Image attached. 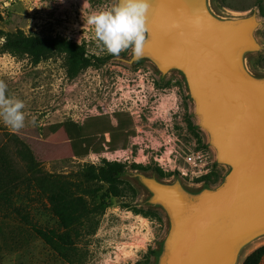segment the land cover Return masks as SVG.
<instances>
[{"label": "rangeland", "instance_id": "374dc122", "mask_svg": "<svg viewBox=\"0 0 264 264\" xmlns=\"http://www.w3.org/2000/svg\"><path fill=\"white\" fill-rule=\"evenodd\" d=\"M113 3L115 0H0V30L60 36L83 44L89 56L107 59L106 66L126 69L116 85L126 94V89L130 88L127 84L131 68L114 61L129 59L132 50L118 56L108 54L86 23L90 12ZM207 5L220 19L256 14L260 24L254 36L261 49L247 53L244 63L252 75L264 78V0H207ZM137 64L141 69L150 66L156 79L155 89L167 82L166 88L179 91L185 115L191 117L192 122L197 121L181 72L171 70L161 74L150 60ZM98 68L85 69L69 81L62 56L53 55L32 64L25 56L14 57L0 50V81L7 85L6 95L25 104V126L14 131L0 122V142L7 145L8 152L17 161H20L17 149L26 146L38 167L53 178L49 187L51 199L48 191L40 188L30 189L28 193L22 190L13 198V206L22 208L30 222L14 212H0V264H161L172 220L164 206L155 200L146 180L171 185L178 179L176 183L189 196L202 189L201 186L191 187L179 178L161 176L152 169L142 171L126 165L123 178L134 187L136 194L132 196L125 190L122 196L113 197L106 184L87 182L76 175L80 165L88 163L91 153L103 150L104 132L111 133V142L106 144L110 148L127 146L130 136V121L123 112H112L114 108L117 111L114 105L107 106L106 110L111 113L78 122L66 114L64 89L74 87L79 79L88 75L91 78L88 77L86 84L93 86L97 82ZM170 96H162L159 109L173 103ZM199 136L198 143L187 131L183 142L208 149L216 157L210 136L202 126ZM229 170L228 165L217 162L209 178V188L221 184ZM262 245L264 235L240 251L236 264H241L251 251ZM259 264H264V256Z\"/></svg>", "mask_w": 264, "mask_h": 264}, {"label": "water", "instance_id": "95a60500", "mask_svg": "<svg viewBox=\"0 0 264 264\" xmlns=\"http://www.w3.org/2000/svg\"><path fill=\"white\" fill-rule=\"evenodd\" d=\"M256 14L220 19L207 0H149L140 54L161 74L181 72L216 161L230 167L221 184L197 199L179 185L146 180L170 212L161 264H236L264 235V78L244 57L259 51Z\"/></svg>", "mask_w": 264, "mask_h": 264}, {"label": "trees", "instance_id": "16d2710c", "mask_svg": "<svg viewBox=\"0 0 264 264\" xmlns=\"http://www.w3.org/2000/svg\"><path fill=\"white\" fill-rule=\"evenodd\" d=\"M1 38L3 39L0 45L1 52L9 53L14 57L25 56L32 64H36L42 59L50 58L55 53H64V66L67 73L72 77L89 65H99L102 63L101 59L93 55L89 57L85 56L84 46L64 37L40 36L34 33L27 34L22 30H15L13 32L0 30ZM17 153L20 161L15 160L8 152L7 145L0 142V212H14L20 217L27 218L28 216L22 212V208L13 206V198L22 190L28 193L30 189L40 188L42 191H48V198L51 199L52 190H50V181L53 178L38 167L32 153L26 146L21 145L17 149ZM130 168L142 171L152 169L161 176L167 175L157 167L133 164ZM125 173L126 165L117 162H103L100 165L85 163L80 165L76 171V175L87 182H102L106 184L108 193L113 197L122 196L125 190L130 191L132 196H134L136 191L123 178ZM212 173L204 178L201 186L202 189L199 190L200 193L192 195L190 198L197 199L204 191L211 189L209 188V178ZM178 181V179L174 180L175 183L169 186L179 185L177 184L179 183ZM151 191L156 197V193L152 189ZM164 208L170 215L167 207L164 206ZM26 221L30 222L29 218ZM263 256L264 245L251 251L241 264H259Z\"/></svg>", "mask_w": 264, "mask_h": 264}, {"label": "built area", "instance_id": "2783aa9c", "mask_svg": "<svg viewBox=\"0 0 264 264\" xmlns=\"http://www.w3.org/2000/svg\"><path fill=\"white\" fill-rule=\"evenodd\" d=\"M153 80L142 77L137 82H128L126 94L120 86H115L111 93V103L116 108L121 102H130L129 113L136 119L141 105L149 92L154 89ZM132 104L134 107L132 108ZM98 100L90 110L83 111L78 117H70L75 122L92 116L105 115L107 106ZM116 110L115 108L112 112ZM82 115V116H81ZM81 116V117H80ZM134 134L128 138L127 146L110 148L111 133L104 132V148L101 152L91 153L88 164L100 165L103 162H117L125 165L154 166L171 178H179L191 187H200L204 178L217 168L216 157L208 149L185 145L169 139L163 133H157L150 126L136 124Z\"/></svg>", "mask_w": 264, "mask_h": 264}, {"label": "flooded vegetation", "instance_id": "af4514ba", "mask_svg": "<svg viewBox=\"0 0 264 264\" xmlns=\"http://www.w3.org/2000/svg\"><path fill=\"white\" fill-rule=\"evenodd\" d=\"M56 37V36H53ZM60 37V36H59ZM76 44L82 45L81 43H77L76 41L70 40ZM85 48V46H84ZM125 52H121L120 54H124ZM133 54V52H132ZM62 56L64 59V53H55L54 56ZM85 56L89 57V51L85 49ZM96 57V56H95ZM132 57V55H131ZM131 57L129 59H123L118 58L117 60H113L114 62H120L122 64H125L129 68H131L130 71H128V75L130 76L128 79V82H137L139 78H142L145 76V78L149 79L150 81L155 82V78L153 76L152 70L150 66H146L145 68L141 69L138 66V62L141 60H150L147 57H141L134 61H131ZM51 58V57H50ZM98 58V57H97ZM49 59V58H47ZM102 60V63L99 65H89L79 71L75 76H70L67 73V70L65 68L66 77L69 79V81H72L78 74H80L85 69H90L92 67H96L97 72V82L93 86H88L86 83L89 78H91V75H88V77L84 79H79L78 83L74 85V87L68 86V89H64V95H65V101H66V107L68 111H66V114L69 117H78L79 114H82L84 109L90 110L92 107L95 106L96 102L98 100L101 101L104 105H110L111 103V93L114 89V87L117 85V81L121 77V75H124V71L126 69L124 67L118 66V65H112L110 67L106 66L107 59L105 58H99ZM46 60L42 59L39 62ZM95 61V60H93ZM38 62V63H39ZM37 64V63H36ZM135 65L134 67H131V65ZM83 77L86 76V73L82 75ZM160 86V85H159ZM167 82H164L163 85L159 89H153L149 92L147 95L145 102L141 105V110L136 119L132 117L129 113V107L131 106L130 102H121L119 104V107L117 108V111L115 112H123L122 114H125V116L130 121V125L128 128V131L130 135L134 134L133 128L136 126V124H145L150 126L154 131L157 133H163L165 134L169 139L174 140L175 142H183V136L185 132H189L193 135V138L196 139V141L200 140L199 131H200V120L198 115L194 112V117L197 118V121L194 123L191 120V117L185 115L184 106L182 103V97L179 94V91L177 92L175 89L166 88ZM169 96L171 95V99L173 103H171L170 106H166L164 109H159V106L163 100L162 96ZM174 96V97H173ZM191 98V97H190ZM134 105L132 104V108ZM111 117V116H110ZM191 124V127H190Z\"/></svg>", "mask_w": 264, "mask_h": 264}, {"label": "clouds", "instance_id": "9594fccd", "mask_svg": "<svg viewBox=\"0 0 264 264\" xmlns=\"http://www.w3.org/2000/svg\"><path fill=\"white\" fill-rule=\"evenodd\" d=\"M148 9L149 0H115L109 7L90 12L86 23L108 54L118 56L131 49L138 56L146 39ZM6 88L0 81V122L14 131L20 130L25 126V104L7 96Z\"/></svg>", "mask_w": 264, "mask_h": 264}]
</instances>
